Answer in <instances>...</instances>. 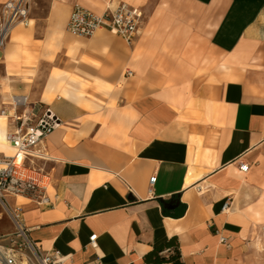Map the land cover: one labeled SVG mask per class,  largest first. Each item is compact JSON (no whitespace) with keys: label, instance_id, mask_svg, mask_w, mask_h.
<instances>
[{"label":"crops","instance_id":"1","mask_svg":"<svg viewBox=\"0 0 264 264\" xmlns=\"http://www.w3.org/2000/svg\"><path fill=\"white\" fill-rule=\"evenodd\" d=\"M120 3L142 14L131 44L64 36L16 88L60 122L34 160L51 205L21 203L29 237L61 264H157L171 238L179 264H264V0H28L25 26L46 40L75 4Z\"/></svg>","mask_w":264,"mask_h":264},{"label":"built area","instance_id":"2","mask_svg":"<svg viewBox=\"0 0 264 264\" xmlns=\"http://www.w3.org/2000/svg\"><path fill=\"white\" fill-rule=\"evenodd\" d=\"M28 0H9L0 4V38L4 31L16 24H26ZM140 10L127 3L107 5L101 13H94L75 4L67 18L65 30L76 38L89 39L99 32L119 37L125 44L133 42L141 21ZM0 114L7 119L6 141L13 155L0 153V217L5 215L11 232L0 234V264H61L57 251H44L29 237L23 221L21 203L39 208L51 205L49 177L34 165L41 157L38 145L59 125L58 118L47 105L30 103L26 96H16ZM245 171V165L239 166ZM155 180L150 177V184ZM264 241V226L261 230ZM96 235L89 237L95 248ZM221 243L225 239L220 238Z\"/></svg>","mask_w":264,"mask_h":264},{"label":"rangeland","instance_id":"3","mask_svg":"<svg viewBox=\"0 0 264 264\" xmlns=\"http://www.w3.org/2000/svg\"><path fill=\"white\" fill-rule=\"evenodd\" d=\"M25 25H15L14 32L5 38L3 43V45L8 43L9 46L6 54L0 59V110L8 108V106L2 103L10 102L11 95L20 96L16 91L19 83L26 82L31 84L27 79L36 78L39 68L38 59H43L44 61L52 60L49 54H53L62 47V37H69L71 43L82 40L63 32L57 34V38L42 40L39 33L33 32L32 25L29 27ZM111 36L115 37V35ZM87 40L89 39L83 38L82 41ZM3 45L0 47V50H2ZM19 66L33 68L36 71H21ZM30 90L39 91L41 89L29 88L26 94ZM10 229L11 226L6 216L2 215L0 217V234H8L11 232Z\"/></svg>","mask_w":264,"mask_h":264},{"label":"bare ground","instance_id":"4","mask_svg":"<svg viewBox=\"0 0 264 264\" xmlns=\"http://www.w3.org/2000/svg\"><path fill=\"white\" fill-rule=\"evenodd\" d=\"M16 25H20V24L18 23ZM14 27H15V25H11V26H9L6 29V31H4L3 35L0 38V47L3 45L5 38L9 34L13 33ZM0 59H2V52H1V50H0ZM15 97L16 96L11 95L10 96V100L11 101H14L15 100ZM50 101L51 100L48 99L47 100V103H50ZM10 102H5V103H2V104L8 105V104H10ZM7 125L8 124H7L6 117L4 115H1L0 114V153L4 154L6 156H11V155H13V152L14 151H13V149L10 147V145L8 144V142L5 139V136H6V133H7ZM189 181H190V178H187V181L186 182L188 183ZM257 245H258V242H257Z\"/></svg>","mask_w":264,"mask_h":264},{"label":"trees","instance_id":"5","mask_svg":"<svg viewBox=\"0 0 264 264\" xmlns=\"http://www.w3.org/2000/svg\"><path fill=\"white\" fill-rule=\"evenodd\" d=\"M164 248H171L174 250V253L167 259L160 258L158 253L162 251ZM144 261L151 262V263H157L162 264L166 262H172L173 264H179V251H178V245L174 238L169 239L166 243L163 245L154 248L152 251L147 253L144 256Z\"/></svg>","mask_w":264,"mask_h":264},{"label":"water","instance_id":"6","mask_svg":"<svg viewBox=\"0 0 264 264\" xmlns=\"http://www.w3.org/2000/svg\"><path fill=\"white\" fill-rule=\"evenodd\" d=\"M172 204H173V201H168L167 203H162L163 207L168 208V209L171 207Z\"/></svg>","mask_w":264,"mask_h":264}]
</instances>
